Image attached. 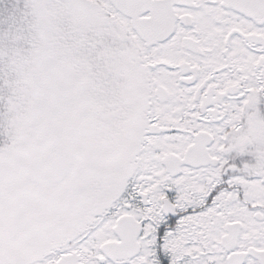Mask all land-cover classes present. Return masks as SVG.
Listing matches in <instances>:
<instances>
[{"label": "snow or ice", "instance_id": "6c2138e0", "mask_svg": "<svg viewBox=\"0 0 264 264\" xmlns=\"http://www.w3.org/2000/svg\"><path fill=\"white\" fill-rule=\"evenodd\" d=\"M0 264H264V0H0Z\"/></svg>", "mask_w": 264, "mask_h": 264}]
</instances>
